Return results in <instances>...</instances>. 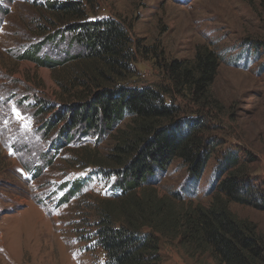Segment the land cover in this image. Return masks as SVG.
<instances>
[{
    "label": "rangeland",
    "instance_id": "1",
    "mask_svg": "<svg viewBox=\"0 0 264 264\" xmlns=\"http://www.w3.org/2000/svg\"><path fill=\"white\" fill-rule=\"evenodd\" d=\"M52 1L0 0V264H104L105 259L93 236L96 209L116 177L97 172L118 166L117 135L88 132L70 119L68 106L82 103L84 93L74 84L76 63L66 59L82 47L68 33L49 38L59 28L52 22L60 23L46 7ZM93 3L90 15L129 25L137 52L135 84H168L164 63L191 59L199 45L223 59L208 107L189 95L175 97L182 120L198 114L205 124L212 152L205 174L192 182L177 159L154 181L157 192L208 206L218 164L231 151L264 185V0ZM249 42L258 46L250 51ZM24 54L62 64H40ZM229 207L257 224L264 239V210ZM160 249L162 264H221L210 252L185 246L172 231L160 236Z\"/></svg>",
    "mask_w": 264,
    "mask_h": 264
},
{
    "label": "trees",
    "instance_id": "2",
    "mask_svg": "<svg viewBox=\"0 0 264 264\" xmlns=\"http://www.w3.org/2000/svg\"><path fill=\"white\" fill-rule=\"evenodd\" d=\"M93 2L53 0L42 6L48 4L60 22H52L59 28L49 38L56 41L58 35L68 33L82 47L66 59L76 63L74 84L84 93L82 103L68 106L70 119L74 125H85L88 132L116 131L117 135L118 153L113 158L118 166L110 172L101 166L97 172L100 177L104 173L116 177L110 195L96 209L93 236L104 252V264H162L160 236L170 231L185 246L208 251L221 264H264V239L257 224L238 218L229 207L239 203L264 210V185L251 177L234 151L218 164L208 206L186 205L183 195L163 196L155 187L154 181L177 159L188 168L192 182L205 174L212 155L205 124L198 114L182 120L175 97L189 95L202 107L214 102L209 93L221 55L199 45L191 59L164 63L168 84H135L137 52L129 25L117 17L90 15ZM246 44L250 51L258 46ZM24 55L40 64H62ZM80 181L84 185L85 180ZM179 204L182 209L177 210Z\"/></svg>",
    "mask_w": 264,
    "mask_h": 264
}]
</instances>
